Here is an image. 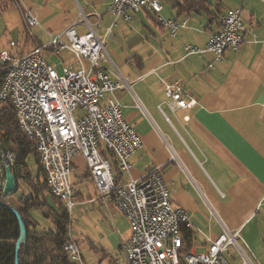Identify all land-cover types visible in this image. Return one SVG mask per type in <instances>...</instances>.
Instances as JSON below:
<instances>
[{
	"label": "crops",
	"instance_id": "crops-1",
	"mask_svg": "<svg viewBox=\"0 0 264 264\" xmlns=\"http://www.w3.org/2000/svg\"><path fill=\"white\" fill-rule=\"evenodd\" d=\"M19 1L38 20L31 31L34 41L26 37L11 0H0V51L15 43L12 54L21 56L34 44L47 46L49 35L69 28L84 34L88 21L105 40L106 55L118 73L106 70L130 84L129 90L115 91L113 97L143 142L129 161V176L121 180H138L158 169L169 186L172 206L185 211L193 226L186 234L189 252L205 253L209 241L226 229L239 232L252 264H264V0H158L163 20L186 21L176 37L145 11L130 23L118 19L113 25L107 12L112 0ZM237 8L243 12L244 43L239 51L226 52L213 69L211 55H185L184 46L203 48L208 36L220 29L222 17ZM44 57L59 73L64 67L88 66L79 65L68 51L56 54L46 48ZM164 85L185 90L196 105L172 114ZM105 156L114 166V159ZM72 166L75 207L89 206L80 211L92 214L98 230L97 246L89 244V250L98 264H126L121 246L130 237L127 221L110 198L97 199L84 159L75 157ZM45 221L41 226L35 220L38 228L52 229V221ZM231 264H236L233 257Z\"/></svg>",
	"mask_w": 264,
	"mask_h": 264
},
{
	"label": "built area",
	"instance_id": "built-area-1",
	"mask_svg": "<svg viewBox=\"0 0 264 264\" xmlns=\"http://www.w3.org/2000/svg\"><path fill=\"white\" fill-rule=\"evenodd\" d=\"M10 3L20 14L26 37L34 41L31 31L39 26L36 16L22 9L19 0ZM161 8L158 0H112L107 12L114 20L113 25L118 19L130 23L143 11L154 13L160 26L171 37H176L186 21L163 20L159 15ZM85 25L84 34L78 35L69 28L49 35L47 46L34 44L21 56L12 54L15 43H9L8 49L0 51L3 75L0 103L10 104L16 121L30 132L36 153L45 159L50 195L65 206L70 216L76 206L72 163L80 156L85 161L97 199L110 198L128 223L130 237L121 246L126 264H231L228 258L231 249L241 264H252L239 232L226 229L217 239L209 241L203 254L176 252L175 229L183 228L185 237L193 232V226L185 211L172 206L170 189L161 172L155 169L138 180H121L129 176V161L143 147L141 138L126 122L121 104L113 97L115 91L129 90L130 84L106 70L104 65L109 59L105 40L97 36L88 21ZM242 33V10H229L220 21V29L208 36L205 46H184L185 55L209 54L213 57L209 68L213 69L215 64L222 63L226 52L239 51L244 43ZM46 48L56 54L68 51L79 65L86 62L88 66L76 70L64 67L57 73L45 60ZM164 93L169 100L166 107L172 114L196 105L180 87L164 85ZM136 105L143 114L142 107ZM158 109L162 112L160 107ZM74 112L79 113L77 117ZM105 155L114 159V166ZM12 158V154L0 153V201L6 199L2 192L4 171L12 165ZM172 160L175 157L172 156ZM63 245L70 262L84 264L70 228H67V242Z\"/></svg>",
	"mask_w": 264,
	"mask_h": 264
},
{
	"label": "trees",
	"instance_id": "trees-1",
	"mask_svg": "<svg viewBox=\"0 0 264 264\" xmlns=\"http://www.w3.org/2000/svg\"><path fill=\"white\" fill-rule=\"evenodd\" d=\"M147 13L155 16L154 13ZM2 77L0 73V85ZM1 152L14 156L11 173L16 182V193L20 191L18 184L21 183L32 188L34 193L32 197L20 193L16 207L9 205L17 211L26 229V241L18 250L19 264H74L63 251V244L67 241L69 215L65 206L50 195L34 143L21 133L9 103H0ZM29 158L34 161L35 173L27 164ZM41 207L46 209V213L40 212L52 221V229L38 228L32 217V211L41 210ZM18 237L19 228L14 215L6 208L0 207V264H15V242ZM186 237L183 235L181 252L184 253L189 252V237Z\"/></svg>",
	"mask_w": 264,
	"mask_h": 264
},
{
	"label": "rangeland",
	"instance_id": "rangeland-1",
	"mask_svg": "<svg viewBox=\"0 0 264 264\" xmlns=\"http://www.w3.org/2000/svg\"><path fill=\"white\" fill-rule=\"evenodd\" d=\"M110 46H107V52H111L109 50ZM123 58L127 59L128 57H126V54L123 55ZM121 60L122 65H126V67L124 69H127L129 67L128 62H125L124 60ZM134 66V64H132ZM108 70H112L115 73H118V70L116 69V67H114L110 62L107 63L106 65H104ZM57 73H59L57 71ZM169 101V100H168ZM140 112V111H139ZM78 112H74V116L77 117L78 116ZM169 116V115H168ZM171 118V116H169ZM27 164L28 166L32 169L33 173L36 172V169L34 167V161L32 158H29L27 160ZM18 187L20 189L19 192H15L16 194L13 195H9L6 197L5 199V203L7 205H12L14 207H16L17 203L16 200L18 199L19 196H21L20 193L24 194L23 196H33V190L32 188H30L28 185L21 183L18 184ZM56 204H58L56 201H54ZM41 210H33L32 211V217L38 221V223H40L41 226H44L43 224L46 222L45 218L42 216L40 211H43V213H46V209L44 208H40ZM81 210H85V209H89V206L85 207H81V208H74L72 210V213L70 215V220H69V224L67 228H70L71 231V235L74 239V241H76L78 243V246L80 248V253H81V257H83V259L85 260L86 264H98L97 263V257L94 255V252H92L91 250H89V244L94 245L95 247L97 246L95 243V237H98V234H96L98 232L96 225L93 224L92 220L90 219V217H92V214L90 212H88L87 215H85L83 212L80 211ZM88 216V218L90 219L89 222L86 221V217ZM128 241V240H127ZM202 240L201 241H197V243L194 244V246L196 245H201L202 244ZM198 253L200 252H204V250H197ZM232 257L236 260V264H241L240 262V258L238 257V255L231 249L228 252V258L230 259V262H232Z\"/></svg>",
	"mask_w": 264,
	"mask_h": 264
},
{
	"label": "water",
	"instance_id": "water-1",
	"mask_svg": "<svg viewBox=\"0 0 264 264\" xmlns=\"http://www.w3.org/2000/svg\"><path fill=\"white\" fill-rule=\"evenodd\" d=\"M4 177H5V183H4L2 192H3V196L7 197L9 195H13L16 192V183L11 173V170L9 168L5 169ZM0 207L6 208L8 211H10L14 215L17 221L18 228H19V237L17 241L15 242V264H19L18 250H19L20 245L26 241V229H25V226L23 224L21 217L19 216V214L13 207L7 205L3 201H0Z\"/></svg>",
	"mask_w": 264,
	"mask_h": 264
},
{
	"label": "bare ground",
	"instance_id": "bare-ground-1",
	"mask_svg": "<svg viewBox=\"0 0 264 264\" xmlns=\"http://www.w3.org/2000/svg\"><path fill=\"white\" fill-rule=\"evenodd\" d=\"M1 94H2V83L0 85V95ZM18 126H19V129H20L21 133L30 141V132L27 131V130H24L21 127L20 122H18ZM39 158H40V165H41V168H42V172H43V174L45 176V179H46V174H45V159L43 158V156H39ZM13 165H14V156L12 158V165H9V169L10 170L12 169L11 167ZM47 184H48V181H47ZM175 239H176V252H181L182 243H183V228H176L175 229ZM63 251H64V254L65 253L67 254V250L65 249L64 245H63Z\"/></svg>",
	"mask_w": 264,
	"mask_h": 264
}]
</instances>
